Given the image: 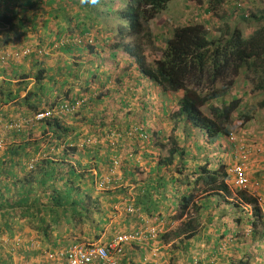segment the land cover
<instances>
[{"label": "trees", "instance_id": "trees-1", "mask_svg": "<svg viewBox=\"0 0 264 264\" xmlns=\"http://www.w3.org/2000/svg\"><path fill=\"white\" fill-rule=\"evenodd\" d=\"M173 1L0 0V48L34 46L23 61L0 58V264H11L18 245L30 252L26 260L44 261V251L97 240L105 230L110 239L117 226L131 232L144 218L163 222L157 245L171 242L184 264L201 231L219 232L208 255L230 239L232 252L218 264H264L263 210L245 190L228 186L229 158L220 151L230 154L222 137L264 106V7L253 0L247 13L243 0H184L196 9L194 19H209L155 31L167 28L162 13ZM227 3L231 12L218 14ZM258 94L257 104L243 103ZM82 96L88 99L73 116L76 125L32 119L47 105ZM148 112L155 117L150 126ZM134 124L152 131L158 157L147 154L139 136L106 137ZM155 130L164 140L156 141ZM88 136L94 141L86 143ZM138 154L148 155L146 167ZM114 161L118 181L99 190ZM127 197L135 211L114 208ZM243 203L251 204L250 214ZM240 225L248 230L243 238L236 236ZM6 233L11 243L2 242ZM140 254L121 264H141ZM173 256L166 254L164 264H178Z\"/></svg>", "mask_w": 264, "mask_h": 264}, {"label": "clouds", "instance_id": "clouds-1", "mask_svg": "<svg viewBox=\"0 0 264 264\" xmlns=\"http://www.w3.org/2000/svg\"><path fill=\"white\" fill-rule=\"evenodd\" d=\"M62 42H64V41L61 40V43ZM54 47L55 46H53L51 48L42 47L41 50H38V53L40 54L39 57L49 56ZM32 50H34V46H32L31 44L25 45V46L22 45V47H20L19 49L4 50V49L0 48V54H1L0 58L2 61L6 60V59H12L13 61H16V62L23 61L32 52ZM27 64L28 63L26 62V66H27ZM148 84L149 83H146L145 85H148ZM87 99H88V96H82L80 98L73 100V102H62V103L52 105V106L47 105L42 111L38 112L35 116H33L32 119L33 120H43V119H47L48 117H60L66 123H68L70 125H76V123L73 121V116L75 115V113H77L82 108V106L85 104ZM243 103H245V102L243 101ZM247 103H249V102H247ZM262 112L264 113V111H262ZM40 114H42V116H39ZM147 117H148V126H150L149 123L153 125L155 117L150 116V112L147 113ZM255 119H256V116H255V113H253V116L250 119V121H248L247 123L242 125V127H245L246 124H248L249 122L250 123L252 122L255 125V122L257 123V119L256 120ZM28 120H30V119H28ZM260 122L262 124L264 121L262 120ZM258 123H259V121H258ZM250 126H252V125L249 124L246 127V129H244V128H242V129L244 131L250 132ZM235 130H236V126L232 127L230 132L228 134H226L225 137H222V139H224V141L229 145L230 154L228 155L227 153H225V150L220 148L221 155L225 156V154H226L227 158H229L228 163L225 166L226 167L225 170L228 174V178L226 179V182L232 190L235 189L237 191V189H240V190L243 189V190H245V192H248L249 194L253 195L252 197H255L257 204L262 208L263 213H264V200H263V202H260V200H259V196H261V193H260V191L262 189L261 187H262L263 182H264V170H261L262 169L261 165H264V164H262L260 161V157L261 156L264 157V141L261 142V140H264V139L263 138L260 139V138L255 137V138L248 140L250 142H249V144H246V143H243L242 140H240V138L237 136V133ZM153 132H156V135H155L156 141L164 140L163 138L165 136V132H162L159 130H155ZM151 134H152V131H148L143 125L134 124V125L130 126V128H128L127 130L118 131V130L112 129L106 133V137L113 142H117V141H119V138L123 137V136L126 138H132L133 136H139V138H141L142 140L145 141V143H147V147H148L147 148V154L149 156L153 155L154 157H158L159 156V149H158L157 145H155V144H153L154 146L152 145V142L150 141V140H152ZM158 134H159V136H158ZM219 139H220V137L212 138L211 141L215 142ZM93 141H94L93 137L88 136L86 143H90ZM0 148H1V144H0ZM148 155L147 156H143L140 154L136 155V160H137L136 162L141 163V165L146 167V162H147L146 160L148 159ZM252 157H253V162H256V168L254 170L258 171L257 172L258 177H254V176L246 173V166H247V164H249V162H251ZM235 164H239L242 166L243 174L247 178V183L244 186H239L235 183V179H234V176L232 173V167ZM115 166H116V161H114L113 167L111 169H109L110 172H107L106 175L101 177V180L99 181V184H98L99 190L106 187L110 181H112V183H116L118 181V175H117V170H115ZM253 192H256V194H254ZM127 201H128V197L125 198L124 200H120L115 205L114 208L115 209L117 208L118 211H122V209L126 207V210L128 212L135 211V208L133 207V205H131V204L125 205L127 203ZM246 205L251 207V204H246ZM248 214H250V213H248ZM144 219H145L144 220L145 224L143 223L144 225L142 224V226H140L139 229H137V230L134 228V230H132L131 232L122 233L121 230H123V228L119 229L120 226H117L116 230H118V232L120 234L118 233L116 235H113L112 237H110V239H108L109 235H107L106 230H105L100 234V237L97 240H91L90 242H85V243H81V244H73L70 247H72L74 245L107 246L111 240H113L114 238H117L118 236L135 235L137 232L142 231L143 234L140 238H131V239L127 240L126 242H122L121 252L115 255V259H116L117 264H121V256L124 254L125 245L130 243V242L135 241L136 243H149V244H151V242H152L153 245H152L151 249H153V253H150V256H145V257L142 256V261L145 262L144 264H146L149 261V257H151L152 259L153 258L158 259L156 257V255H158L159 251H161V248L165 249V246H167V244L164 246H161V245L158 246L156 244L157 234L159 232H161V230L163 229V225H164L163 222L161 221L159 223H154L156 218H154V219L144 218ZM247 233H248V230L246 231V235H247ZM221 241H223V240H221ZM221 241L217 244L218 246L216 247L215 252H213L212 255L211 254L208 255L205 250L201 251V247H200V251H195V249H192V261L188 262V264H218L215 257H217V255L221 253L220 250L226 251L225 248L227 246H229L228 243L230 242V239H228L227 246L224 243H222ZM61 251H64V250H60V251H48L47 250V251H44V260H46V262H48L50 264H61L63 262V260H61L60 262H57L58 259H51L48 257L49 253H58ZM170 252H172V251L170 250ZM177 254H178V252H177ZM88 264H104V261H102L100 259H95L93 262L88 263Z\"/></svg>", "mask_w": 264, "mask_h": 264}, {"label": "rangeland", "instance_id": "rangeland-1", "mask_svg": "<svg viewBox=\"0 0 264 264\" xmlns=\"http://www.w3.org/2000/svg\"><path fill=\"white\" fill-rule=\"evenodd\" d=\"M258 6H263L264 7V0H256ZM227 5L224 6V5H221L220 9H219V13L218 14H222V12H226L227 14H229V12H231V9L227 4ZM242 6L244 7V10L247 12V13H250L251 11H253V9L251 8H254L256 5L253 3V0H243L242 2ZM255 9V8H254ZM196 11V9L194 7H187V4L184 0H174L172 3L169 4L168 8L164 11V13H162V16H165L166 20H167V28L164 30L160 27H156L155 28V31H160V32H164V31H172V27L176 26V25H180V24H183L185 22H187L188 20H195V21H200V22H204V20L206 21L207 19H209L208 17L204 16V17H199V18H193V15H194V12ZM212 17L214 19H218L217 15L216 14H213ZM218 24H219V27L220 26H223L224 24V21H218ZM206 26L208 24H205ZM215 24H212V25H208L207 26V29H209V31H211V33L213 31H215ZM263 97L262 95L258 94V97L255 96V95H246L244 97V102L247 103H256L258 102V99ZM258 106V109L255 111V116H256V119H257V123L255 122V125L251 122H249L248 124H246L245 127H242L241 125H236V133H237V136L240 138V140H242L243 143H246V144H249L250 139L252 138H263L264 139V122L261 124L260 121H264V113L262 111H264V106L263 105H260V104H257ZM255 119V120H256ZM259 121V123H258ZM252 125L250 126V132L249 131H244L242 128L246 129V127L248 125ZM244 131V132H243ZM252 131V132H251ZM250 133H253V134H250ZM264 141V140H261V142ZM225 157L227 158L226 154H225ZM260 161L262 164H264V157L261 156L260 157ZM264 167V165H263ZM256 168V162H253V157H252V160L251 162H249V164H247L246 166V173H248L249 175H252L254 177H258L257 175V172L258 171H255L254 169ZM232 186V185H231ZM233 187V186H232ZM234 188V187H233ZM261 196H259V200L260 202H263L264 200V182H263V185L261 187ZM234 192H236L235 189H233ZM248 193V192H247ZM254 194H256V192H253ZM236 194V193H234ZM249 194V193H248ZM250 196H253L251 194H249ZM229 200H232L231 198H229ZM243 206H244V211L245 212H248V213H251V207H249L248 205H246L245 203H243ZM242 218V217H241ZM163 225V224H162ZM243 225H240V226H237L236 227V236L237 237H240V238H243L242 236H244V234L246 235V231L247 229L245 228H242ZM200 229H203L200 227ZM163 231V229L161 230ZM212 234H210V236H206V232H202L200 233V235H198L199 237H196V238H193L191 239V251L192 249H195V251H199L198 247L194 244V241H196L198 243V245L201 247V250H205L207 248H210L213 243L216 241V237L219 236V232H216V231H212L211 232ZM218 234V235H217ZM202 238V239H201ZM201 239V240H199ZM221 241V240H219ZM222 243H224L226 246H227V243H228V239H225L223 241H221ZM223 244V245H224ZM218 245L214 246V247H217ZM228 246L225 248L227 251H231L232 252V249H227ZM176 249H174L175 251ZM180 250V249H179ZM179 250L177 252H179ZM226 251V252H227ZM220 254L217 255L216 260H218V257L219 256H224L225 254V251L223 250H220ZM224 258V257H223ZM179 260H177L176 262L178 264H184V263H187V260L185 258H183V256H179L178 257ZM229 263V260L224 258V261L220 262L219 264H228ZM21 264H26V261H23Z\"/></svg>", "mask_w": 264, "mask_h": 264}, {"label": "built area", "instance_id": "built-area-1", "mask_svg": "<svg viewBox=\"0 0 264 264\" xmlns=\"http://www.w3.org/2000/svg\"><path fill=\"white\" fill-rule=\"evenodd\" d=\"M39 116H42V114ZM232 173L237 185H246L247 178L243 174L241 165H233ZM142 234V231H140L135 235L118 236L111 240L107 246L74 245L58 253H49L48 257L51 259H59L63 257L64 260L61 264H88L95 259L104 261V264H117L115 255L121 252L122 242H126L131 238H140Z\"/></svg>", "mask_w": 264, "mask_h": 264}, {"label": "crops", "instance_id": "crops-1", "mask_svg": "<svg viewBox=\"0 0 264 264\" xmlns=\"http://www.w3.org/2000/svg\"><path fill=\"white\" fill-rule=\"evenodd\" d=\"M30 66H31V63H28L26 69L30 68ZM149 125H150V123H149ZM250 134H253V133H250ZM261 168H262L261 170H264L263 165H261ZM11 218H13V217H10V215H5V219H9L10 220ZM14 220H16V219H12L11 222H13ZM119 229H122V227H120ZM12 230L13 231L18 230V233H19V235H21V237H23L26 234L28 236H30V237H33V234L30 233V232H28L29 230L26 227H12ZM25 231H26V233L24 234ZM6 234L2 238V242H5L6 243L7 241H9L11 243L12 242V240H11L12 239V236L11 235H8V234L6 235ZM199 240H201V239H199ZM19 244H20V241H19ZM156 244H157V242H156ZM194 244L198 247V249L200 251V246L198 245V243L196 241H194ZM152 245H153L152 242H151V244H149V243H134L133 245L131 243L126 244L125 245V249H124V254L121 256V263L129 255H132L134 257L135 254L137 255V254H139L142 251V255L140 254L135 259H136V261L140 260L141 261V264H144L145 262L142 261V256H144V257L145 256H150V253H153V249H151L152 248ZM11 246L14 248V245H11ZM17 248H18V251H16L14 249V251L12 253L9 250L10 253H11V255H12V262H11V264H21L23 261H25L27 259V257H28L27 255H30V252L29 251H27L26 253H24V250L22 249V247L20 245H18ZM19 249H21V250L19 251ZM170 250L175 254V256H173V258H175L174 261L176 262L178 260L177 250L174 251V248L171 246V242H170L169 244H167V246H165V249L164 250L159 251L158 255H156V257L158 259H152L151 257H149V261H148L149 263L147 262L146 264H164L163 257L166 254H170ZM169 256H172V255H169ZM26 261H29V264H34V263H37V264L38 263L39 264H46V260H44V261L41 260V259L38 260V259H36L34 257H32V258H30L29 260H26ZM128 261H129V259H128Z\"/></svg>", "mask_w": 264, "mask_h": 264}]
</instances>
